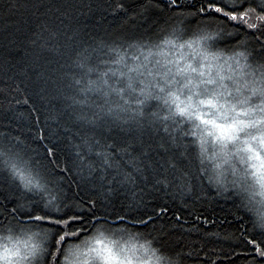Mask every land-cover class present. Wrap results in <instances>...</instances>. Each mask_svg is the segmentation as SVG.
I'll return each instance as SVG.
<instances>
[{"label": "trees", "instance_id": "obj_1", "mask_svg": "<svg viewBox=\"0 0 264 264\" xmlns=\"http://www.w3.org/2000/svg\"><path fill=\"white\" fill-rule=\"evenodd\" d=\"M43 2L47 7L72 6L70 19H66L65 23L60 25L61 33L71 35L72 30H78L79 36L73 47L87 49L90 58L84 69L72 66L68 58L61 54L64 51L62 46L65 43V35L61 34L51 40L47 33H41L37 25L42 23L45 17L33 14L35 10L30 7L31 0H0V63L6 61L8 65L6 71H0V90H3L0 93V104L7 106L11 101L12 111L5 114L12 117L11 126L7 131L13 136H19L23 141L18 147L24 159L35 153L43 158L47 147L55 152V156L48 159H58L61 166L66 161L69 162L68 166L72 171L62 173L60 186L53 187L52 193L62 196L65 203L80 204L87 210L85 202L93 196L94 191L100 190L101 181L98 178L99 172L89 180L82 179L78 172L77 164L85 166L99 164L94 152L88 151L83 145V139L95 137L102 143H111L113 139L117 143L128 140L130 130L136 128L135 122L121 124L120 121H114L113 116L119 114L122 118L132 117L137 110L143 108L145 124L152 119L150 116L152 112L158 113L160 117L146 133L145 139L147 140L150 135V142L153 144L161 138L169 143V135L162 129L165 123L163 117L168 115V106L163 100H145V96L141 94L140 89L145 88L147 91L148 80L155 78V75L148 76L141 65H145L154 74L161 65H167L174 70L175 64L172 66V62H182L190 53H194V50L201 51L199 42L197 43L199 31L209 23V19L197 10L202 5L206 6L207 0H180L182 9L196 13L184 16L167 7L169 0H159L158 6L142 15L138 13L147 0H43ZM116 3H122L126 11L116 9ZM211 19L214 20V16ZM56 22L59 24V20ZM222 22L215 21L217 24ZM173 28L178 29L177 35H168ZM229 31L247 39L250 45L255 47L259 46L256 37L264 41V36L259 32H256L255 36L250 35V30L243 24L229 27ZM9 33L14 34V42L10 43L8 39H4ZM165 39H170L173 43L166 44L163 42ZM45 42L47 47L41 48L40 45ZM189 42H196L194 48L180 47L181 44ZM211 44V41L205 42L208 51L220 55L222 61L232 62L228 58L232 55L234 42L218 43L214 47H208ZM58 45L59 51L49 50L56 49ZM156 61L160 64L157 65ZM129 68L138 71L129 72ZM106 72L107 76L104 75ZM64 73H75V76L63 77ZM129 77L132 78L135 90L127 88ZM75 79H79L80 83H74ZM105 80L107 84L104 83ZM9 86L12 88L19 86L20 90L9 93ZM57 87L64 96L75 95L83 100L84 104L78 105L75 110L68 107L70 101L56 93ZM119 89L124 91L118 93L116 90ZM25 99L29 101L28 104L24 103ZM17 100L20 103H16ZM139 100H145V103L141 105L138 103ZM109 109H112L111 115L107 114ZM74 111L83 112L90 119L93 118V113H96L101 119L93 128L86 123L74 122L72 115ZM4 123V119L0 117V131L5 130ZM167 123L172 124V121L168 120ZM188 126L184 123L179 127L187 129ZM121 127L124 131H121ZM108 128L112 131L108 132ZM38 133H42L46 139H38ZM172 135L177 137V144L170 145V152L154 150L151 153L156 166L146 173L147 180H139L135 187H121L107 183L112 179L111 175L106 178L105 190L109 187L115 189L109 193L108 205L109 211L113 213L109 216L112 229L126 226L129 233L144 234L143 237L118 234L115 239L119 240L121 245H133L138 248L144 243L145 237L162 239L165 247L181 252V257H173L180 260V264H257L251 246L246 244L244 237L253 236L264 241V237L254 232L251 225V220L255 219L258 213L264 212L258 203V195L249 200V193L240 187L239 181L236 185L232 184L237 177L232 175L231 169L220 164V158L213 156L214 149L211 145L208 146L202 164L197 158L199 150L191 136H185L182 132H172ZM78 145L80 147H77ZM77 151L80 153L79 158L76 156ZM116 159L121 162L122 167H126L124 162L128 160L127 155L121 153ZM169 159L175 162V169L166 162ZM233 167L239 170L244 166L236 163ZM221 172L228 192L218 196L216 186L209 178ZM159 176H167L170 184L167 186L156 184L155 177ZM185 180L192 186L190 193H184L178 187ZM141 197L143 198L141 211L152 212L153 208L160 206L167 208V212L155 216L154 222L150 221L147 228L126 221L116 220L112 223L115 212L122 211L130 201ZM14 198L38 199L0 174V212L5 206L10 209V201ZM242 205H246V208ZM177 216L180 217L179 220L176 219ZM4 222L7 223V219H4ZM93 224L94 222L90 221L76 222L73 227L84 230L79 238L69 237L67 246L80 244L91 235L94 231ZM161 228L162 232L153 230ZM28 236L32 243L38 242L31 234L19 230L12 241ZM142 253L147 259L156 262L151 253L144 251ZM188 253L191 255H187Z\"/></svg>", "mask_w": 264, "mask_h": 264}, {"label": "snow or ice", "instance_id": "obj_2", "mask_svg": "<svg viewBox=\"0 0 264 264\" xmlns=\"http://www.w3.org/2000/svg\"><path fill=\"white\" fill-rule=\"evenodd\" d=\"M158 3L159 0H147L138 14L142 15L158 6ZM30 7L35 10L34 15L39 14L45 17L42 23L37 25L41 33H47L51 40L64 34L65 43L62 46L64 51L61 54L65 55L75 68L84 69L90 58L87 49L73 47L79 31L74 29L71 35H67L61 33L60 30V25L64 24L66 19H70L72 6L47 7L43 0H31ZM115 7L126 11L122 3H116ZM167 7L180 16L196 14L182 9L180 0H169ZM197 12L209 19V23L199 31L197 42L200 43L201 51L195 52L194 50V53H190L182 62H173L175 71L167 65H161L163 71L154 74L145 65H141L148 76L159 77L154 83H148L147 91L145 88H141L140 91L145 96V100H163L168 106V115L163 117L165 123L162 129L168 133L169 143L161 138L153 144L150 142V135L147 140L145 139L146 133L160 117L158 113L152 112L150 113L152 119L145 124L143 108L137 110L132 117L122 118L119 114L113 116V120L120 121L121 124L135 122L136 128L130 130L128 140L117 143L113 139L111 143H102L95 137L83 139V145L88 151L94 152L99 164L97 166L77 164L78 172L84 180H89L99 172L98 178L101 181L100 190L94 191L93 196L85 202L87 210H84L80 204L65 203L62 196L52 193L53 187L60 186L62 173L72 171V168L68 166L69 162L66 161L61 166L58 159H48L55 156V152L47 147L43 158L35 153L24 159L18 147L23 141L19 136H13L7 131L11 126L12 117H7L5 114L12 111L11 101L7 106L0 104V117L5 121V130L0 131V174L24 192L31 193L32 197L38 198L28 200L14 198L10 201V209L5 206L0 212V217L8 221L5 223L4 219H0V264H152L151 260L144 258L134 260L135 254L141 249L145 253H151L155 257L156 264H180V260L173 259V257H181V252L170 250L165 247L162 239L156 237L152 239L145 237L144 243L139 248L122 246L120 241L115 239L118 234L126 233L136 237H143L144 234L129 233L126 226L116 230L112 229L109 216L113 213L109 211L108 205L109 193L115 189L109 187L105 190L104 188V182L109 175L112 179L107 183L121 187H135L139 180H147L146 173L156 166L151 153L154 150L170 152V145L177 144V137L173 136L172 132H182L183 135L193 138V143L199 150L197 158L202 164L209 145L214 149L213 156L224 158L225 163H228L229 157L236 158L238 163L244 167L242 174H238L240 170L229 165L232 175L237 177L232 184L236 185L239 181L240 187L249 193V200L259 195L264 205V41L256 37L259 46L255 47L250 45L247 39L229 31V27L243 24L250 30V35L255 36V33L259 32L261 36H264V0H251V2L230 0L227 3L207 0L206 6L202 5ZM50 13L58 15L53 18ZM213 16L214 20L211 19ZM216 20L223 22L217 24ZM177 33L178 29L173 28L168 35L176 36ZM4 39H8L10 43L14 42V34L9 33ZM207 41L212 42L208 47H214L218 43L234 42L232 55L228 58L233 63L222 62L220 55L208 51L205 48ZM163 42L173 43L170 39H165ZM194 43L196 42L181 44L180 47L194 48ZM40 47L46 48L47 42L41 44ZM59 49L58 45L56 49L49 50L59 51ZM110 50L114 49L110 48ZM149 55H151V50H149ZM133 59H138V57H133ZM147 59L146 56L145 60ZM156 64L159 65L160 62L156 61ZM225 65H227V71ZM7 68L6 61L0 63V71H6ZM128 71L133 72L138 69L129 68ZM104 75L107 76L108 73ZM140 75L143 76L144 73ZM74 76L75 73L63 74V77ZM74 83L79 84L80 80L75 79ZM104 83L107 84V81L105 80ZM127 88L135 90L131 77H129ZM19 90V86L15 88L9 86V93ZM55 91L58 95L64 96L59 87ZM116 91L122 93L124 89ZM2 92L3 90H0V93ZM64 98L70 101L68 107L74 110L78 105L84 104V101L75 95H67ZM145 100H139L138 103L143 105ZM28 102L27 99L24 100L25 104ZM16 103L20 101L17 100ZM107 114L111 115L112 109H109ZM72 115L74 122L86 123L93 128L101 119L96 113H93L91 119L83 112L74 111ZM168 120H171L172 124H168ZM184 123L189 125L187 129L179 127ZM107 131L111 132L112 129L108 128ZM121 131H124L122 127ZM37 138L46 139L42 133H38ZM121 153L128 156V160L124 162L126 167H122L121 162L116 159ZM76 156L80 157L79 151ZM166 162L170 167L176 168L175 162L171 159ZM86 168L87 172H85ZM209 179L216 186V195L222 196L228 192V187L223 182L225 179L223 172ZM155 183L167 186L170 181L167 176H159L155 177ZM178 187L184 193L192 191V186L186 180ZM142 203V197L130 201L122 211L115 212L112 223L119 220L140 224L147 228L150 221L154 222L155 216L167 212V208L160 206L153 208L152 212L141 211ZM242 207L246 208V205ZM176 219L179 220L180 217L177 216ZM78 221L94 222V231L80 244L69 247L67 246L68 238L74 236L79 238L84 230L73 227ZM251 225L254 232L264 237V212L258 213L255 219L251 220ZM18 230L31 234L38 242L31 245L26 244L25 249L21 250L12 243ZM153 230L162 232L163 228ZM244 240L247 245L251 246L257 264H264V241L247 235ZM80 257H83V260Z\"/></svg>", "mask_w": 264, "mask_h": 264}, {"label": "rangeland", "instance_id": "obj_3", "mask_svg": "<svg viewBox=\"0 0 264 264\" xmlns=\"http://www.w3.org/2000/svg\"><path fill=\"white\" fill-rule=\"evenodd\" d=\"M224 1H230V0H224ZM197 43H198V42H197ZM198 45L200 46V43H198ZM200 47H201V46H200ZM183 56H184V55H183ZM182 58H183V57H182ZM222 62H223V61H222ZM231 63H233V61H232V62L228 61V64H231ZM173 65H174V63L172 62V66H173ZM226 66H227V65H226ZM157 68H158V69L156 70V72L161 71V67H157ZM225 70L227 71V68H225ZM173 71H175V68H174ZM158 78H159L158 76H155L154 80H148V81L154 83L155 80L158 79ZM220 159H221L220 164H221L222 166L228 168V169H231V167H233L234 164L238 163L237 159L234 158V157H229V158H228V163H225L224 158H220ZM229 165H230L231 167H229ZM239 170H240V171L238 172V174H242V169H239ZM258 197H259V201H258V203H259V205L264 209V205H262V203H261V197H260L259 195H258ZM12 243L15 244L16 246L20 247L21 250H24V249H25V245H26V244H27V245H31V244H32V242L29 240V236H28V237H24V238L16 239V241H15V242L12 241ZM122 246H125L126 248H133V247H135V246H133V245H122ZM135 248H138V247H135ZM142 251H143V250L141 249L139 252H137V253L135 254V256H134V260H138V259H141V258L147 259V258L144 256V254L142 253ZM80 259L83 260V257H80ZM148 260H151V259H148ZM151 261H152V260H151ZM152 264H156V262H155V261H152Z\"/></svg>", "mask_w": 264, "mask_h": 264}]
</instances>
